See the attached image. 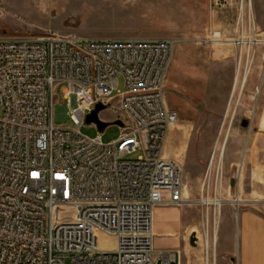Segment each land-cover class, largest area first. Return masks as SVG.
I'll use <instances>...</instances> for the list:
<instances>
[{"label": "built area", "instance_id": "2783aa9c", "mask_svg": "<svg viewBox=\"0 0 264 264\" xmlns=\"http://www.w3.org/2000/svg\"><path fill=\"white\" fill-rule=\"evenodd\" d=\"M247 28L255 31L252 20L239 18L236 39ZM175 43L0 35V264H184V251L156 247L154 232L158 207L187 202L182 167L163 155L179 120L165 87ZM99 103H116L111 123H122L109 143L103 131L81 132L98 128L87 117ZM140 148L143 156L127 159ZM214 160L196 200L208 236L210 207L225 202ZM103 233L114 249L100 248ZM203 264H217L209 237Z\"/></svg>", "mask_w": 264, "mask_h": 264}, {"label": "rangeland", "instance_id": "374dc122", "mask_svg": "<svg viewBox=\"0 0 264 264\" xmlns=\"http://www.w3.org/2000/svg\"><path fill=\"white\" fill-rule=\"evenodd\" d=\"M236 1L238 19L243 17L245 25L252 20L255 26V31L247 28L243 35L239 34V39L236 32L224 37L218 31H211L210 0H0V35L54 33L84 39H173L175 45H188L193 54L203 50L209 55L220 51L219 45L225 42L234 49L231 81H228L229 68L217 75L215 92L217 97L226 96L224 110L213 112L200 107V126L196 129L198 143L194 151L199 164L188 159L185 166L176 161L184 171L187 202L180 207H158L170 215L165 217V230L161 229L160 235L155 228V244L166 249H182L184 264H203L206 240L201 205L196 200L213 153V184L218 173L225 199L220 209L210 207V252L216 254L217 264H222L223 253L226 264H239L244 225H249L248 229L256 233L264 232V0ZM251 36L253 40L249 39ZM249 41L254 43L248 45ZM63 88L60 87L58 93L66 104L62 98ZM113 104L114 107H106L99 114L109 123L118 113L116 103ZM57 123L73 125L70 119L64 118L57 119ZM81 132L95 137L100 130L85 125ZM120 132L117 124H109L103 131V142L116 140ZM143 155L140 148L127 159L135 160ZM188 172L201 174V180L187 182ZM180 215L181 227L177 232L168 231L166 225L174 228ZM193 232L200 233L197 247L190 244ZM258 243L259 247H264V240ZM99 246L103 250L114 249V237L101 234ZM231 254H234V263L227 256ZM257 264H264V257Z\"/></svg>", "mask_w": 264, "mask_h": 264}, {"label": "crops", "instance_id": "0c3cea01", "mask_svg": "<svg viewBox=\"0 0 264 264\" xmlns=\"http://www.w3.org/2000/svg\"><path fill=\"white\" fill-rule=\"evenodd\" d=\"M215 5V6H214ZM210 16H212L211 31H218L224 37L231 36L236 30L238 19V3L236 0H210ZM228 44V45H226ZM220 51L211 55L203 50L199 54H193L192 49L185 43L175 45L173 62L170 67L165 87L167 106L177 111L179 120L170 126L165 142L163 155L167 159L175 160L186 166L187 160L198 163L194 156L197 140L196 132L200 126V107H206L208 111L221 112L226 104V96L217 97L215 92L217 75L220 71L229 68V80L231 81V67L234 49L229 43H221ZM219 48V47H218ZM226 86H229L227 83ZM209 159V156H204ZM190 176V178H188ZM201 180V174H186V181ZM157 208L154 214V231L160 235L161 229L165 230V217L170 212H161ZM183 220L177 218L174 228L166 225L168 231L177 232ZM243 228V245L239 264H257L264 257V247H259L260 240H264V232L256 233L254 229ZM156 234V232H155ZM258 245V246H257ZM157 247V246H156ZM158 248H161L158 246ZM162 248H165L164 246ZM234 254L227 255L234 263ZM222 264H226V255H221ZM225 258V259H224ZM239 258V256H238ZM238 260V259H237Z\"/></svg>", "mask_w": 264, "mask_h": 264}, {"label": "water", "instance_id": "95a60500", "mask_svg": "<svg viewBox=\"0 0 264 264\" xmlns=\"http://www.w3.org/2000/svg\"><path fill=\"white\" fill-rule=\"evenodd\" d=\"M106 108L105 105L99 103L96 108L94 109V111L88 115L87 117V123H91V122H94L98 125V129L100 131H104L107 126L110 124L109 122H105L103 120L100 119V112L102 110H104ZM115 124H122L121 121H116ZM246 123H244L245 125ZM190 244L191 246L193 247H197L198 246V239H197V233L196 232H193L191 235H190Z\"/></svg>", "mask_w": 264, "mask_h": 264}, {"label": "bare ground", "instance_id": "6f19581e", "mask_svg": "<svg viewBox=\"0 0 264 264\" xmlns=\"http://www.w3.org/2000/svg\"><path fill=\"white\" fill-rule=\"evenodd\" d=\"M246 77H247V73L244 75V77H243V83H245V81H246ZM223 154V149L221 150V155ZM217 205H219V203H217ZM155 232V231H154ZM208 232H207V230H206V232H205V244L206 243H208ZM215 240H216V234H215Z\"/></svg>", "mask_w": 264, "mask_h": 264}]
</instances>
